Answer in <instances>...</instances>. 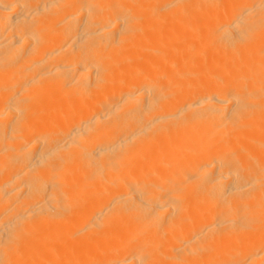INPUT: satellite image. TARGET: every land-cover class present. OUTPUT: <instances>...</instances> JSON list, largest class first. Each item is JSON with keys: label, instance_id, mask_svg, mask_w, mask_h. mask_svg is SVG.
Returning a JSON list of instances; mask_svg holds the SVG:
<instances>
[{"label": "bare ground", "instance_id": "6f19581e", "mask_svg": "<svg viewBox=\"0 0 264 264\" xmlns=\"http://www.w3.org/2000/svg\"><path fill=\"white\" fill-rule=\"evenodd\" d=\"M0 264H264V0H0Z\"/></svg>", "mask_w": 264, "mask_h": 264}]
</instances>
